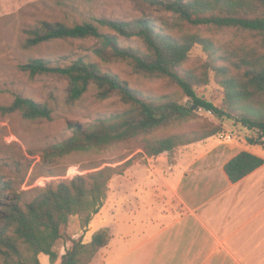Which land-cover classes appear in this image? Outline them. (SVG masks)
Masks as SVG:
<instances>
[{
    "label": "trees",
    "instance_id": "1",
    "mask_svg": "<svg viewBox=\"0 0 264 264\" xmlns=\"http://www.w3.org/2000/svg\"><path fill=\"white\" fill-rule=\"evenodd\" d=\"M45 1V0H43ZM64 6L65 0H52ZM163 11L158 17L140 16L133 19L94 18L72 24L56 19L40 18L22 22L17 36L21 52L56 39H94L90 47L102 61L126 62L134 73L163 78L177 87L190 100L179 101L176 93L147 95L132 87L117 73L103 70L98 62L78 56L71 62L64 56L27 57L17 66L30 77L60 74L69 79L67 105L79 102L91 86L95 96L103 101L113 97L124 104L123 109L110 114H98L87 122L70 121L71 133L44 146L40 159H19L13 166L14 179L0 176V264H41L39 256H48L51 264H89L101 248L110 241L109 228L95 231L89 241L83 236L68 238L69 246L59 254L55 245L62 238V226L77 216L84 230L103 205L114 175L123 174L134 155L119 165L88 162L80 173L64 177L68 165L61 160L79 153H92L122 143H135L146 158L166 154L170 160L180 145L206 139L220 131L219 127L191 131H173L193 119V109L211 110L215 116L231 114L198 96L196 88L209 82L212 71L225 89L229 100L257 102L248 106L249 114H239L238 121L257 132L250 144H260L264 136V0H134ZM46 2V1H45ZM32 5V4H31ZM31 15V14H30ZM25 9L1 19L12 23L24 20ZM202 29L231 30L243 40L225 44L200 32ZM199 45L206 59L199 66L185 63ZM2 114L19 113L24 120H52L54 108L17 94L0 105ZM14 161V160H13ZM264 164V158L241 150L224 164L232 182ZM29 175V176H28ZM29 178L31 186L40 177H52L44 185L23 189ZM17 183V184H16Z\"/></svg>",
    "mask_w": 264,
    "mask_h": 264
},
{
    "label": "rangeland",
    "instance_id": "2",
    "mask_svg": "<svg viewBox=\"0 0 264 264\" xmlns=\"http://www.w3.org/2000/svg\"><path fill=\"white\" fill-rule=\"evenodd\" d=\"M45 1L0 0V105L10 103L15 95L20 94L39 102H48L54 108L52 120L28 121L24 120L19 113L2 114L0 112V176L5 179H14L15 177L18 180L19 177L15 176L13 166L17 162L15 160L34 158L35 161H38L40 151L44 146L69 135L71 129L68 127V122L72 120L87 122L98 114H110L124 107V104L116 97L103 101L97 99L94 86L89 88L79 102L74 105H67L69 79L60 74H41L30 77L28 73L20 70L17 66L19 63L25 62L29 56L47 57L52 60L64 56L65 59H62V61L67 62H71V60L81 55L86 56L87 59L98 62L103 70L117 73L130 86L141 90L147 95L157 96L176 93L181 103L190 105L189 98L177 87L169 85L165 79L146 77L134 73L126 62L102 61L90 50L95 42L94 39H56L44 42L39 47L24 53L19 50L17 45V36L22 22H32L40 18L61 20L69 24L91 21L100 17L127 20L140 16L158 17L163 14L162 10L134 0H65L64 6L54 5L52 0ZM21 8L25 9L26 15H29L24 16L23 21L20 17L12 23H6L1 19L8 14H16ZM200 32L210 36L220 44L230 41L237 43L243 40L239 36H235L236 33L231 30L202 29ZM205 59L206 54L197 45L193 48L185 66L200 70L199 66ZM196 93L198 96L212 102L214 106L226 109L231 117H217L213 112L209 113L202 108H193L196 116L177 127L169 129V132L219 127L220 131L218 133L208 137L212 138L214 142L225 141L226 137L224 135H229L237 142H243V139L248 136L256 138L257 132L243 126L237 120V116L241 113L249 114L248 106L257 108L259 106L257 102L246 100L232 102V100H229L226 97L224 87L216 81L212 71L209 72V82L206 85L198 86ZM133 155L135 157L132 159L131 164L142 163L146 160V157L140 153V149L136 147L135 143H122L101 151L74 154L61 160L62 164L68 165L64 177L70 178L76 173H80L79 168L84 163L104 162L103 165L115 166ZM123 157H126L125 160L120 161ZM28 176L21 185L23 189L34 185H44L46 181L52 178L40 177L33 185L29 186ZM145 205L140 206L135 212L122 211L117 228L118 232H116V228L112 226L110 190H108L102 207L92 217L86 230L81 227L77 216H72L69 222L62 226L63 235L55 245L56 251L60 255L63 254L65 247L70 244L68 241L70 237L77 238L82 235L83 241L86 242L91 239L92 234L98 229L111 226L113 229L112 243H118L116 248L113 247L111 251L107 248L96 254L89 264H135L133 255L125 256L123 254L126 245L136 243L147 232H154L157 229L154 217L163 206L160 207L155 204L146 209L144 208ZM143 212H146L152 220L145 219V221H142L144 219L141 218ZM130 220H133V222ZM127 224H131V226L129 225V227ZM125 234L128 235L127 239L124 238ZM119 255H123L124 258L114 263L113 259ZM39 259L41 264H51L46 255H41ZM55 264H58V262Z\"/></svg>",
    "mask_w": 264,
    "mask_h": 264
},
{
    "label": "crops",
    "instance_id": "3",
    "mask_svg": "<svg viewBox=\"0 0 264 264\" xmlns=\"http://www.w3.org/2000/svg\"><path fill=\"white\" fill-rule=\"evenodd\" d=\"M251 138L191 142L178 146L172 160L146 158L114 175L108 190L116 232L122 211L163 205L154 217L157 229L123 254L135 264H264V164L236 182L223 167L241 150L264 158V136L260 144L248 143ZM141 218L152 220L146 212ZM108 228L110 241L97 254L118 244Z\"/></svg>",
    "mask_w": 264,
    "mask_h": 264
},
{
    "label": "built area",
    "instance_id": "4",
    "mask_svg": "<svg viewBox=\"0 0 264 264\" xmlns=\"http://www.w3.org/2000/svg\"><path fill=\"white\" fill-rule=\"evenodd\" d=\"M209 113H211V110H207ZM226 138H229V135H224Z\"/></svg>",
    "mask_w": 264,
    "mask_h": 264
},
{
    "label": "water",
    "instance_id": "5",
    "mask_svg": "<svg viewBox=\"0 0 264 264\" xmlns=\"http://www.w3.org/2000/svg\"><path fill=\"white\" fill-rule=\"evenodd\" d=\"M193 108H195V106H193Z\"/></svg>",
    "mask_w": 264,
    "mask_h": 264
}]
</instances>
